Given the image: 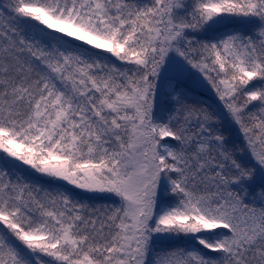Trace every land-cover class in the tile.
Here are the masks:
<instances>
[{
    "label": "snow or ice",
    "instance_id": "snow-or-ice-1",
    "mask_svg": "<svg viewBox=\"0 0 264 264\" xmlns=\"http://www.w3.org/2000/svg\"><path fill=\"white\" fill-rule=\"evenodd\" d=\"M0 264H264V0H0Z\"/></svg>",
    "mask_w": 264,
    "mask_h": 264
},
{
    "label": "rangeland",
    "instance_id": "rangeland-1",
    "mask_svg": "<svg viewBox=\"0 0 264 264\" xmlns=\"http://www.w3.org/2000/svg\"><path fill=\"white\" fill-rule=\"evenodd\" d=\"M97 51H100V50H97ZM105 55V54H104ZM110 55V54H108ZM102 59L104 57H101ZM112 62L113 63H116L117 66H120V62L119 61H116L115 58H112ZM204 91V97L210 102V103H213V93L209 92L207 89L203 90ZM24 169H27V166H23L22 168H12V171L15 173V175H23L25 174V172H22L20 174V172ZM33 182L34 183H40V184H43V186L45 188H52V189H55L57 187L56 184H51L49 185L48 183H46L45 180H35L33 178ZM60 183H64V182H60ZM93 203H111V201H108V200H96V201H92Z\"/></svg>",
    "mask_w": 264,
    "mask_h": 264
},
{
    "label": "trees",
    "instance_id": "trees-1",
    "mask_svg": "<svg viewBox=\"0 0 264 264\" xmlns=\"http://www.w3.org/2000/svg\"><path fill=\"white\" fill-rule=\"evenodd\" d=\"M168 247H170V245L168 243H160V244L157 245L158 249L159 248H168Z\"/></svg>",
    "mask_w": 264,
    "mask_h": 264
}]
</instances>
